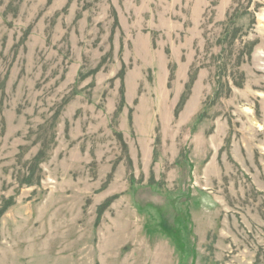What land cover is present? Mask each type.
I'll return each instance as SVG.
<instances>
[{"label":"rangeland","instance_id":"1","mask_svg":"<svg viewBox=\"0 0 264 264\" xmlns=\"http://www.w3.org/2000/svg\"><path fill=\"white\" fill-rule=\"evenodd\" d=\"M0 264H264V0H0Z\"/></svg>","mask_w":264,"mask_h":264}]
</instances>
